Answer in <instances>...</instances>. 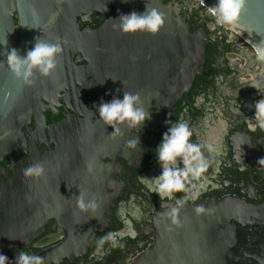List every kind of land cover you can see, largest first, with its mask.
<instances>
[{"label": "flooded vegetation", "instance_id": "af4514ba", "mask_svg": "<svg viewBox=\"0 0 264 264\" xmlns=\"http://www.w3.org/2000/svg\"><path fill=\"white\" fill-rule=\"evenodd\" d=\"M163 1L179 10L191 32L206 35L205 63L190 89L158 111H148L151 119L138 130L121 125L111 133L112 127L98 120L104 95L94 86L96 70L85 52L75 51L73 65L53 74L38 90L45 97L42 125L37 126L32 117L21 128L20 142L10 150L14 156L27 142L30 149L37 147L39 155L54 156L46 160L50 166L42 177H18L22 196L32 192L24 189L34 183L30 188L35 189L37 209L40 197L49 195L41 207L47 214L39 219L43 234L31 250L24 249L28 254L62 241L63 226L69 223L99 221L95 209L104 207L106 195L110 199L107 226L92 237L83 256L61 264H137L146 256L148 264H264V209L245 211L251 215L236 220L228 207L217 208L228 199L264 205V166L258 164L264 158V130L250 126L256 123L254 104L264 96V60L258 59L250 40L226 24H217L198 0ZM56 20L50 26L53 33L59 29ZM107 20L95 11L78 17L76 23L87 34ZM180 120L192 132L190 142L200 145L207 168L198 179L189 177L187 191L161 199L155 185L141 177L161 173L155 148L168 127ZM64 122L67 125L61 126ZM29 164L27 152L4 158L0 184L11 182ZM193 192L198 193L195 199ZM80 194L85 202L94 201L95 208L81 210ZM197 206L204 212L198 215ZM172 207H179L176 222L165 215Z\"/></svg>", "mask_w": 264, "mask_h": 264}, {"label": "water", "instance_id": "95a60500", "mask_svg": "<svg viewBox=\"0 0 264 264\" xmlns=\"http://www.w3.org/2000/svg\"><path fill=\"white\" fill-rule=\"evenodd\" d=\"M202 1L207 9L218 2ZM147 5L163 14L165 22L157 34L123 33L113 27L119 23L117 19L121 14L143 13ZM95 11L108 16L107 22L97 31L80 32L77 18ZM54 20L59 25L55 33L50 29ZM226 25L250 40L258 51L264 50V0H243L235 21ZM38 38L59 43L62 51L57 55V66L50 76L33 69L29 79L34 83L27 84L17 79L7 66L6 51L16 48L23 57ZM206 44L203 31L191 32L179 10L163 0H0V161L6 157L19 158L27 152L29 166L37 162L44 168L50 166L46 160L54 157L52 153L41 156L36 146L27 147L30 143L23 142L14 156L10 150L15 142H20L24 135L21 128L32 117L35 116L37 126L42 125L40 114L45 97L38 90L50 82L53 74L62 73L73 65L75 51L89 55L91 68L97 74L94 86L104 95L100 103L110 102L113 97L123 99L126 91L138 93L143 107L156 112L164 103L169 104L187 92L195 77L202 73ZM66 125L64 122L61 126ZM22 175L16 172L11 182L0 184V254L6 255L11 264H15L22 250H31L34 241L43 234L39 219L47 211L41 207H44L43 201L49 200V195L41 196L37 209V197L32 193L35 189L30 188L33 182L24 189L32 192L22 196L18 180ZM102 197L104 207L95 209L99 221L85 225L69 223L63 226L65 238L62 241L31 255L43 257V264H61L83 256L92 237L108 224L110 199L106 195ZM223 207H228L236 220L251 215L245 211L264 209V205L253 206L240 199H228L217 205V208ZM137 264H148L147 256Z\"/></svg>", "mask_w": 264, "mask_h": 264}, {"label": "clouds", "instance_id": "9594fccd", "mask_svg": "<svg viewBox=\"0 0 264 264\" xmlns=\"http://www.w3.org/2000/svg\"><path fill=\"white\" fill-rule=\"evenodd\" d=\"M243 0H218V2L208 7V11L216 18L217 24L233 23L238 15ZM118 27L123 33H135L137 31L157 34L164 24L163 14L148 5L143 13L133 11L129 14H121L117 19ZM7 44V41L4 42ZM62 51L59 43H49L38 38L32 49L21 57L16 48L6 51V64L17 79H23L27 84L34 83L29 79L33 76V69H38L41 75L50 76L57 66V55ZM258 59L264 60V50L258 51ZM255 125H250L253 130L259 127L264 130V96H261L254 104ZM99 119L106 126H111L113 132L119 131L121 125H126L129 129H139L146 119H151L150 113L145 109L140 100L139 94L129 92L123 93V99L113 97L110 102H101L98 106ZM192 132L183 120H180L168 127L163 133L161 142L157 145V162L161 165L162 171L158 176L147 178L141 177L142 181L154 184V191L161 199L167 197L172 199L174 192L187 191L186 182L189 177L198 179L203 173L207 164L205 163L200 145L191 143ZM138 139V138H137ZM139 142V140H138ZM183 165L181 167L180 165ZM258 164L264 166V158L258 160ZM43 164L37 162L22 169L25 177L39 178L44 174ZM198 193L193 192L195 199ZM178 204L180 201L177 202ZM77 204L81 210L95 208L94 201L85 202L83 194L77 197ZM195 212L199 215L204 212L202 206H197ZM179 207H172L165 212V215L172 217L176 222V215ZM44 258L39 255H30L22 250L15 258V264H43ZM0 264H11L6 255L0 254Z\"/></svg>", "mask_w": 264, "mask_h": 264}, {"label": "built area", "instance_id": "2783aa9c", "mask_svg": "<svg viewBox=\"0 0 264 264\" xmlns=\"http://www.w3.org/2000/svg\"><path fill=\"white\" fill-rule=\"evenodd\" d=\"M202 5H203V1L202 0H198ZM204 6V5H203Z\"/></svg>", "mask_w": 264, "mask_h": 264}]
</instances>
